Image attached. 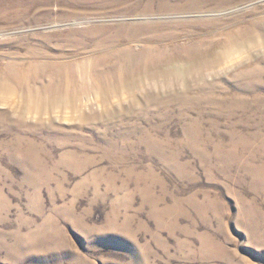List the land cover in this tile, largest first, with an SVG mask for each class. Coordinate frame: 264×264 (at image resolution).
<instances>
[{
	"label": "rangeland",
	"instance_id": "obj_1",
	"mask_svg": "<svg viewBox=\"0 0 264 264\" xmlns=\"http://www.w3.org/2000/svg\"><path fill=\"white\" fill-rule=\"evenodd\" d=\"M0 264H264V0H0Z\"/></svg>",
	"mask_w": 264,
	"mask_h": 264
}]
</instances>
